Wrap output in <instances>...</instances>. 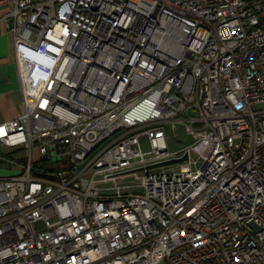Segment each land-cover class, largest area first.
<instances>
[{"label":"built area","instance_id":"2783aa9c","mask_svg":"<svg viewBox=\"0 0 264 264\" xmlns=\"http://www.w3.org/2000/svg\"><path fill=\"white\" fill-rule=\"evenodd\" d=\"M0 3L23 93L0 143L28 151L0 264H264V0ZM36 146L70 166L34 173ZM137 171L142 192L96 184Z\"/></svg>","mask_w":264,"mask_h":264},{"label":"crops","instance_id":"0c3cea01","mask_svg":"<svg viewBox=\"0 0 264 264\" xmlns=\"http://www.w3.org/2000/svg\"><path fill=\"white\" fill-rule=\"evenodd\" d=\"M10 4L0 3V18L6 14ZM23 111V93L16 65L13 34L0 22V123L19 116ZM9 148V151L4 150ZM26 149L9 147L0 143V177L11 176L23 171L27 158L15 157L17 151Z\"/></svg>","mask_w":264,"mask_h":264},{"label":"rangeland","instance_id":"374dc122","mask_svg":"<svg viewBox=\"0 0 264 264\" xmlns=\"http://www.w3.org/2000/svg\"><path fill=\"white\" fill-rule=\"evenodd\" d=\"M192 137L189 134V132H186L184 130V127H179V135L171 137L170 142V148L173 150H178L182 147H185L186 145L190 144L192 142ZM142 149L144 151H147L149 149V143L147 141H144L142 145ZM4 150L9 151V148H5ZM25 157L28 158V151L25 150L17 151L15 153V157ZM34 158L37 160L40 158L39 162L44 164L45 167H56L60 170H64L70 166L71 158L68 153L65 154L63 159L59 161H54L53 159L50 160H41V156L39 154V150L37 146L34 149ZM196 158H193V161ZM202 163V160H199L197 164H193V168H198L199 165ZM182 163H174V164H168L164 165L163 167H157L156 169H152V172H177L180 170ZM66 174H69L66 172ZM143 171H137V172H131L127 174H122L117 177L110 178L109 180H105L102 177H99L97 179V186L98 187H108V186H115V185H124V186H132L131 188L128 187L125 189L127 192H142L143 189L139 186L143 182ZM106 193H111V191H105Z\"/></svg>","mask_w":264,"mask_h":264},{"label":"trees","instance_id":"16d2710c","mask_svg":"<svg viewBox=\"0 0 264 264\" xmlns=\"http://www.w3.org/2000/svg\"><path fill=\"white\" fill-rule=\"evenodd\" d=\"M41 167H43V169H45V171H34V173L39 174V175H43L46 177L53 176L52 172H54V171L52 170V167H45L44 164H41ZM53 169H56V168H53Z\"/></svg>","mask_w":264,"mask_h":264},{"label":"water","instance_id":"95a60500","mask_svg":"<svg viewBox=\"0 0 264 264\" xmlns=\"http://www.w3.org/2000/svg\"><path fill=\"white\" fill-rule=\"evenodd\" d=\"M189 158V154L188 152L185 154L184 157L182 158H179V159H173V160H170V161H166V162H163V163H159L157 165H153V166H160V165H166V164H171V163H176V162H182V161H185ZM252 225H254L253 223H251Z\"/></svg>","mask_w":264,"mask_h":264}]
</instances>
